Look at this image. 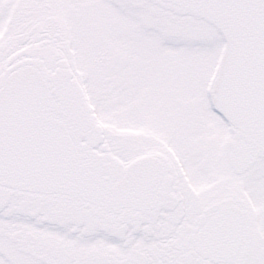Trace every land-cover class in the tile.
Here are the masks:
<instances>
[{"label": "snow or ice", "instance_id": "6c2138e0", "mask_svg": "<svg viewBox=\"0 0 264 264\" xmlns=\"http://www.w3.org/2000/svg\"><path fill=\"white\" fill-rule=\"evenodd\" d=\"M0 264H264V0H0Z\"/></svg>", "mask_w": 264, "mask_h": 264}]
</instances>
